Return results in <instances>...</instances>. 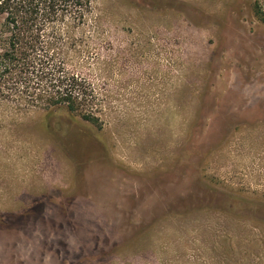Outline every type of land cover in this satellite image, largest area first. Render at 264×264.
<instances>
[{
	"label": "rangeland",
	"instance_id": "1",
	"mask_svg": "<svg viewBox=\"0 0 264 264\" xmlns=\"http://www.w3.org/2000/svg\"><path fill=\"white\" fill-rule=\"evenodd\" d=\"M66 42L98 121L0 89V264H264V0H91Z\"/></svg>",
	"mask_w": 264,
	"mask_h": 264
},
{
	"label": "trees",
	"instance_id": "2",
	"mask_svg": "<svg viewBox=\"0 0 264 264\" xmlns=\"http://www.w3.org/2000/svg\"><path fill=\"white\" fill-rule=\"evenodd\" d=\"M90 9L91 0H0V89L26 109L97 122L89 85L60 54Z\"/></svg>",
	"mask_w": 264,
	"mask_h": 264
}]
</instances>
